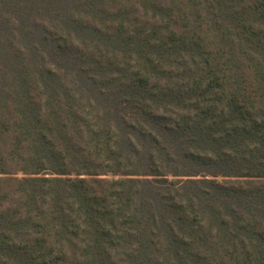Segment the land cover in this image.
<instances>
[{
	"label": "trees",
	"instance_id": "trees-1",
	"mask_svg": "<svg viewBox=\"0 0 264 264\" xmlns=\"http://www.w3.org/2000/svg\"><path fill=\"white\" fill-rule=\"evenodd\" d=\"M0 264H264V0H0Z\"/></svg>",
	"mask_w": 264,
	"mask_h": 264
}]
</instances>
